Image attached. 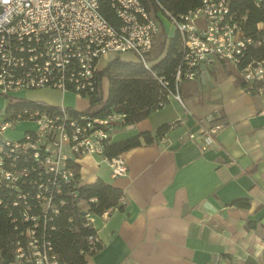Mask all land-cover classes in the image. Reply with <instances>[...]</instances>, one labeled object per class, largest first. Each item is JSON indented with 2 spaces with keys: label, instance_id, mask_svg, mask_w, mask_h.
<instances>
[{
  "label": "built area",
  "instance_id": "1",
  "mask_svg": "<svg viewBox=\"0 0 264 264\" xmlns=\"http://www.w3.org/2000/svg\"><path fill=\"white\" fill-rule=\"evenodd\" d=\"M102 1L0 0V94L50 87L89 97L96 90L98 72L110 57L123 52L131 53L156 78L162 90L158 106L166 105L169 97L180 100V82L195 79L203 67L218 62L234 67L248 91L264 82V58L244 62L248 46L264 39L254 41L244 34L231 0H201L178 14L159 0H153L155 7L148 6V0H106L114 21L102 14ZM254 1L257 6L264 3ZM160 12L180 36L173 88L152 68L159 59L152 58V51L162 25ZM126 117L123 110L92 115L63 104L16 112L0 109V205L10 215L15 210L13 218L24 223L15 241V258L8 264H59L46 225L68 204L79 206L84 225L92 226L87 201L76 200L80 182L72 163L80 155L98 153L113 175H125L123 154L108 157L105 147L117 127L132 126ZM19 120L31 121L35 127L20 139L4 138V132ZM218 126L206 132L213 133ZM211 141L206 133L204 145ZM84 239L89 249L101 243L96 231Z\"/></svg>",
  "mask_w": 264,
  "mask_h": 264
},
{
  "label": "crops",
  "instance_id": "2",
  "mask_svg": "<svg viewBox=\"0 0 264 264\" xmlns=\"http://www.w3.org/2000/svg\"><path fill=\"white\" fill-rule=\"evenodd\" d=\"M228 65L203 67L180 82V100L115 129L111 142L169 125L122 152L125 175H113L102 154L75 159L80 184L101 178L123 192L122 208L93 213L101 247L83 264H264V89L246 90ZM11 94L79 110L89 103L50 87Z\"/></svg>",
  "mask_w": 264,
  "mask_h": 264
},
{
  "label": "trees",
  "instance_id": "3",
  "mask_svg": "<svg viewBox=\"0 0 264 264\" xmlns=\"http://www.w3.org/2000/svg\"><path fill=\"white\" fill-rule=\"evenodd\" d=\"M170 12L178 14L196 7L201 0H159ZM154 6L153 0H148V6ZM230 7L238 19H241L242 28L246 36L254 41L258 38L264 39V29L259 28V23H264V3L257 6L254 0H231ZM101 12L109 20L114 21L115 15L109 3L104 0L101 3ZM163 24L160 32L163 38L158 49L152 53V58L159 57L153 63L152 68L158 76H162L169 81V86L173 88V74L179 61L180 36L175 31L171 36H166ZM251 58H264V41L259 44L248 46L244 62ZM108 79L107 93H102L103 78ZM243 86L245 85L242 81ZM259 88L264 89V82L255 83L250 90L252 93L258 92ZM162 92L159 83L136 59H123L121 54L112 56L98 72L96 90L87 97L89 105L87 112L92 115H104L112 110H123L127 113V121L133 123L145 116L150 111L157 109L158 98ZM5 109L7 111H19L23 107H46L49 106L40 101H34L23 97L6 95ZM168 124H162L154 133L141 131L132 136L112 141L105 147V154L110 157L120 154L143 142L149 143L155 140L168 128ZM75 169V178L79 179L78 164L72 163ZM63 192L67 187H62ZM77 192L76 200H86L89 210L95 214H102L111 207L122 208L123 192L101 178L86 184H79L75 187ZM68 198V195H64ZM89 198H94L89 201ZM79 206L66 205L60 209L57 217L47 223V233L58 255L59 264H83L85 256L93 253L101 247V243L96 244L93 249H89L84 237L95 232L91 225H84L85 219L79 211ZM9 209L0 205V264H8L15 258L16 239L18 231L24 226L19 218L14 219L9 214ZM72 214V219L68 215ZM248 226L255 225L252 221H247ZM53 226V227H51Z\"/></svg>",
  "mask_w": 264,
  "mask_h": 264
},
{
  "label": "rangeland",
  "instance_id": "4",
  "mask_svg": "<svg viewBox=\"0 0 264 264\" xmlns=\"http://www.w3.org/2000/svg\"><path fill=\"white\" fill-rule=\"evenodd\" d=\"M159 16H160V19H161L162 24L164 26V29H165L164 31H165L166 36H171L175 32V26L170 22L169 18L166 15H164L163 13L160 12L159 13ZM162 38H163V34H162V32H159L158 35H156V37H155V45H154V49H153L152 53H154L158 49L159 43H160V41H161ZM121 57L123 59H127V58L133 59L134 58V56L131 53H129V52H123V53H121ZM107 88H108V79L106 77H104L103 78V81H102V93H103L104 96L107 93ZM17 93L19 95L20 94H25L22 91H19ZM10 95H13V94H10ZM82 101L85 104H86V102L87 103L89 102V100H88L87 97H82ZM6 102H7L6 97L4 95H1L0 94V109H3L4 108V106L6 105ZM88 105H89V103H88ZM88 105L85 108H87ZM34 127H35V124L33 122H31V121H28V120H19L13 126L9 127L4 132V134L2 136L4 138L12 139V140H14V139H20V138L23 137L24 132H25L26 129H32Z\"/></svg>",
  "mask_w": 264,
  "mask_h": 264
}]
</instances>
